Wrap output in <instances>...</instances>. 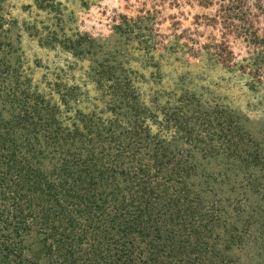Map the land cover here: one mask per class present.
<instances>
[{"label": "trees", "instance_id": "16d2710c", "mask_svg": "<svg viewBox=\"0 0 264 264\" xmlns=\"http://www.w3.org/2000/svg\"><path fill=\"white\" fill-rule=\"evenodd\" d=\"M251 12L246 0H221L215 19L223 47L229 35L248 47L237 71L264 98V35ZM10 72L0 56V264H237L244 238L264 237V153L234 115L215 109L188 131L163 122L204 159H223L209 172L191 150L152 135L146 117L127 123L122 107L117 121L93 125L90 116L89 125L81 115L62 133L56 105L24 88L17 71L1 77ZM167 172L183 185L171 191ZM224 184L238 199L229 208Z\"/></svg>", "mask_w": 264, "mask_h": 264}, {"label": "rangeland", "instance_id": "374dc122", "mask_svg": "<svg viewBox=\"0 0 264 264\" xmlns=\"http://www.w3.org/2000/svg\"><path fill=\"white\" fill-rule=\"evenodd\" d=\"M220 1L0 0V13L6 15L0 56L12 68L1 77L13 79L17 71L24 88L56 105L62 133L72 130L74 121L81 125V115L89 125L90 116L93 125L117 121L122 107L127 123L146 117L152 135L191 150L198 168L220 171L223 159H204L186 144L182 132L163 123L167 116L188 131L202 121L208 124L203 116L215 118L218 109L237 117L264 153V98L249 90L250 81L237 71L248 47L234 35L227 36L226 46L221 44L224 35L215 19ZM246 1L264 35V0ZM218 48L223 56L216 54ZM135 108L141 114L129 112ZM75 151L84 154L82 148ZM163 179L171 191L183 185L169 172ZM238 179H244L242 172ZM223 186L229 208L238 199L230 184ZM251 233L232 252L237 264H264V237ZM30 242L35 245L38 239Z\"/></svg>", "mask_w": 264, "mask_h": 264}]
</instances>
